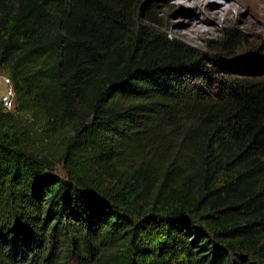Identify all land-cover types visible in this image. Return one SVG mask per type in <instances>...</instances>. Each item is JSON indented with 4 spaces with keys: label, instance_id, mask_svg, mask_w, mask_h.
Returning a JSON list of instances; mask_svg holds the SVG:
<instances>
[{
    "label": "trees",
    "instance_id": "16d2710c",
    "mask_svg": "<svg viewBox=\"0 0 264 264\" xmlns=\"http://www.w3.org/2000/svg\"><path fill=\"white\" fill-rule=\"evenodd\" d=\"M158 25L0 0V264H264V53L209 66Z\"/></svg>",
    "mask_w": 264,
    "mask_h": 264
},
{
    "label": "rangeland",
    "instance_id": "374dc122",
    "mask_svg": "<svg viewBox=\"0 0 264 264\" xmlns=\"http://www.w3.org/2000/svg\"><path fill=\"white\" fill-rule=\"evenodd\" d=\"M147 6H152L154 16L159 22V28L169 37L186 42L203 53L204 61L212 66V62L233 63L241 61L248 51L261 50L264 53V27L252 15L251 7L247 3H239L236 0H228L227 4L233 2L232 15L230 19L225 16L220 17L219 22L210 20L203 24L201 29H194L195 21L205 18L206 12L202 6L195 5L194 0H146ZM225 0H218V4ZM143 12V13H142ZM144 10L139 11V21H144ZM143 14V15H142ZM236 29L240 38L236 45L231 48L232 53H228L223 48L222 39L226 35V29ZM8 75L4 68H0V75ZM1 87V83H0ZM0 110L2 107L0 105ZM54 170L61 172L59 164L54 166Z\"/></svg>",
    "mask_w": 264,
    "mask_h": 264
},
{
    "label": "bare ground",
    "instance_id": "6f19581e",
    "mask_svg": "<svg viewBox=\"0 0 264 264\" xmlns=\"http://www.w3.org/2000/svg\"><path fill=\"white\" fill-rule=\"evenodd\" d=\"M228 0L221 2V4H227ZM239 3H247L251 7L252 15L261 23L264 27V0H236ZM195 5L202 6L206 12V17L201 18L199 21L193 23L194 29H201L203 24H208L210 20L219 22L221 16H225L226 19H230L232 15V9L234 3L231 2L228 5L222 6L218 4V0H194Z\"/></svg>",
    "mask_w": 264,
    "mask_h": 264
},
{
    "label": "built area",
    "instance_id": "2783aa9c",
    "mask_svg": "<svg viewBox=\"0 0 264 264\" xmlns=\"http://www.w3.org/2000/svg\"><path fill=\"white\" fill-rule=\"evenodd\" d=\"M0 105L2 110L11 111L15 107V89L9 75H0Z\"/></svg>",
    "mask_w": 264,
    "mask_h": 264
}]
</instances>
